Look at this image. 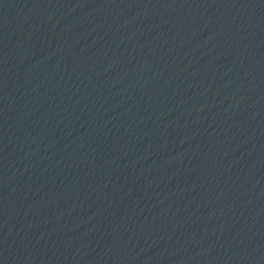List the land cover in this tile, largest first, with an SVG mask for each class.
<instances>
[{
	"label": "water",
	"instance_id": "obj_1",
	"mask_svg": "<svg viewBox=\"0 0 264 264\" xmlns=\"http://www.w3.org/2000/svg\"><path fill=\"white\" fill-rule=\"evenodd\" d=\"M0 264H264V0H0Z\"/></svg>",
	"mask_w": 264,
	"mask_h": 264
}]
</instances>
